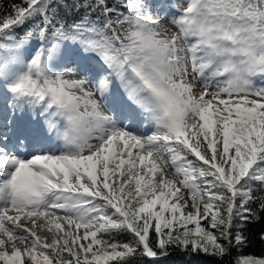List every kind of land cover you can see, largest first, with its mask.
<instances>
[{
    "label": "snow or ice",
    "instance_id": "snow-or-ice-1",
    "mask_svg": "<svg viewBox=\"0 0 264 264\" xmlns=\"http://www.w3.org/2000/svg\"><path fill=\"white\" fill-rule=\"evenodd\" d=\"M0 99V264H264V0L0 3Z\"/></svg>",
    "mask_w": 264,
    "mask_h": 264
},
{
    "label": "trees",
    "instance_id": "trees-1",
    "mask_svg": "<svg viewBox=\"0 0 264 264\" xmlns=\"http://www.w3.org/2000/svg\"><path fill=\"white\" fill-rule=\"evenodd\" d=\"M0 3L7 7L10 6L12 3H20V0H0ZM262 230H264V220H261L258 223L249 224L247 226L246 235H248L250 243L249 246L244 249V255H261V251L262 248H264V245H261L260 240L258 239V235ZM233 254L235 255V252ZM181 260V257L174 255L168 260H166L164 264H179ZM212 264H215V262H212Z\"/></svg>",
    "mask_w": 264,
    "mask_h": 264
},
{
    "label": "rangeland",
    "instance_id": "rangeland-1",
    "mask_svg": "<svg viewBox=\"0 0 264 264\" xmlns=\"http://www.w3.org/2000/svg\"><path fill=\"white\" fill-rule=\"evenodd\" d=\"M173 2L176 3V4H180V3H183L184 0H173ZM173 30H175V29H173Z\"/></svg>",
    "mask_w": 264,
    "mask_h": 264
},
{
    "label": "bare ground",
    "instance_id": "bare-ground-1",
    "mask_svg": "<svg viewBox=\"0 0 264 264\" xmlns=\"http://www.w3.org/2000/svg\"><path fill=\"white\" fill-rule=\"evenodd\" d=\"M2 106H3V100L0 99V107H2Z\"/></svg>",
    "mask_w": 264,
    "mask_h": 264
}]
</instances>
